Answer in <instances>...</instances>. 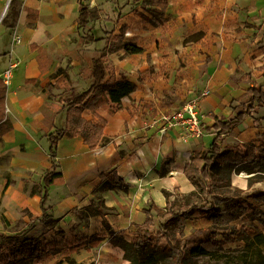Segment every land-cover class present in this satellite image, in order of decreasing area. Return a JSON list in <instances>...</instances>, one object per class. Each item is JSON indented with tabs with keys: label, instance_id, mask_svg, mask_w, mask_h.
Returning a JSON list of instances; mask_svg holds the SVG:
<instances>
[{
	"label": "crops",
	"instance_id": "0c3cea01",
	"mask_svg": "<svg viewBox=\"0 0 264 264\" xmlns=\"http://www.w3.org/2000/svg\"><path fill=\"white\" fill-rule=\"evenodd\" d=\"M141 1L86 0L97 14L89 19L94 36L106 37L109 33L117 36L125 26L123 40L144 49L137 54H126L123 49L108 53L117 78L123 73L136 87L122 98L115 111H108L107 96L98 105L96 111L106 118V125L103 139L95 149L90 150L80 136H63L57 141V171L61 175L45 184L42 174L51 167L45 134L50 130L43 122L42 106L52 105L47 103L45 84L54 83L60 76L50 77V56L45 47L77 29L78 3L21 0L32 16L22 9L15 29L10 31L12 37L21 39L17 43L23 45L20 51L11 43L4 45L9 30L0 23V60L7 57L0 63V77L11 61L16 63L5 93L6 116L12 129L0 134V157H8L6 162H0V214L8 220L13 217L12 196L17 203L28 205L26 217L29 218L28 211L33 216L41 214V195L27 193L25 180L29 173L42 169L38 177L41 192L46 189L47 213L56 220L52 228L36 220L19 238L0 236V255L4 259L10 247L26 238H36L41 243L40 254L32 264H130L123 257V250L110 242L109 230L123 233L129 239L135 236L134 226L144 221L143 210L148 204H154L157 210L164 208V191L187 194L194 190L183 168L191 156L200 154L210 144L211 135L206 127L213 123V115L221 120L232 117L239 109L237 99L249 86H258L263 81L264 0H167L166 21L159 26L136 13L151 17L147 11L150 5L147 2L144 10ZM7 2L0 0V22L6 9L3 13L1 10ZM129 7H135V13ZM114 8L119 15L116 22L112 19ZM94 47L91 42L87 49ZM148 53L153 55L151 64L145 61ZM90 58L87 73L78 70L71 78L72 85L79 89L90 83ZM74 61L79 63L78 58ZM245 73H251V78L231 80V76L237 79ZM57 90L50 92L58 94L60 89ZM205 90L208 93L200 96ZM194 97H199L202 128L198 139L183 142L177 128L162 132L156 126L146 125L150 116L175 110ZM82 116L97 122L88 109ZM220 136L221 149H230L241 156L249 143L264 142V104L233 126L231 133ZM112 169L127 188L93 193L100 174ZM236 187L245 190L247 184L245 188ZM51 190L56 191L55 197ZM53 198L56 203L51 206ZM89 205L94 208L89 221L74 227L76 214L70 210ZM92 236L97 238L94 242L90 241Z\"/></svg>",
	"mask_w": 264,
	"mask_h": 264
},
{
	"label": "trees",
	"instance_id": "16d2710c",
	"mask_svg": "<svg viewBox=\"0 0 264 264\" xmlns=\"http://www.w3.org/2000/svg\"><path fill=\"white\" fill-rule=\"evenodd\" d=\"M78 17L76 20L78 29H85L86 36H79L80 40L93 42L95 44L90 58L89 79L90 83L85 89H79L70 84L67 72L60 73L54 83L45 84L46 93L52 89H60L56 94L55 105L42 106L44 115L43 122L50 130L45 134L48 141L47 155L51 161V167L42 174L44 184L50 183L54 178L59 177L61 172L57 171L56 143L63 136H80L82 142L90 149H95L103 139V130L106 125V118L97 113L98 105L107 96L108 111H115L119 108L123 97L128 96L135 90V84L126 79L123 73L117 78L115 67L108 60V53L123 49L126 54H137L144 49L135 43L124 41L123 33L125 26L120 28V34L115 36L109 33L106 37L94 36L93 27L89 26V19L93 14L86 0H77ZM150 7L147 11L151 17L141 12L138 13L144 20L153 26L165 23L164 11L167 0H148ZM157 6L159 9H153ZM22 9L27 11L28 16H32L30 9L22 6L21 0H9L6 11L1 19V24L9 30L6 35L12 36L15 29L19 13ZM136 11V10H134ZM36 17V15H33ZM11 31V32H10ZM104 41V46L98 48L96 45ZM263 81L256 86H249L245 93L237 99L239 109L227 120H221L213 115V123L206 127L211 135V141L206 150L200 156L193 155L190 161L184 165L183 173L193 184L194 190L187 194L176 193L170 200L172 193L164 191L166 204L157 213L161 221L155 229L153 210L155 205L150 203L144 208V221L135 225V236L127 239L123 233H115L109 230L110 242L123 250V257L130 264H190L189 258L192 256L210 255L222 246L225 242L237 239H245L247 243L239 256L236 264H264V233L261 229L253 225L259 222L264 226V210L259 204H264V191L245 192L244 189L233 186L230 179L223 180L219 177L218 184H210L212 175L218 174L220 169L226 170L229 174L247 171L253 173L248 177L247 188L252 184L264 181V142L258 145L249 143L243 156L230 149H221V133H231L233 126L237 125L246 116L254 113L255 109L264 104V74ZM251 78V73L242 74L239 78L231 76V80H246ZM37 84V80H35ZM6 84L0 77V134H4L12 129L11 122L6 116L5 107ZM88 109L97 118V122L87 120L82 116V112ZM235 108H233L234 110ZM260 136V135H257ZM258 166V173L254 172L252 165ZM126 189L121 177L117 175L115 169L107 174H100V181L92 189L93 193L103 192L109 189ZM198 192L203 194L200 197ZM39 216H33L28 211L30 229L36 220L47 225L52 217L47 213L46 189L40 192ZM194 212H199L211 221V224L197 230V235L191 238L184 237V220ZM101 213V212H99ZM245 218L251 223V230H247L244 225L238 227L233 222ZM1 222H5V217L0 214ZM106 224L105 221H103ZM26 231V230H25ZM21 230L16 234V238L25 233ZM252 234V237L250 238ZM182 237L181 239L178 236ZM220 235L222 240H217ZM97 238L92 236L91 242ZM41 243L36 238H26L10 247L7 258L0 255V264H32L33 259L40 254ZM82 264V263H81ZM93 264V263H88Z\"/></svg>",
	"mask_w": 264,
	"mask_h": 264
},
{
	"label": "rangeland",
	"instance_id": "374dc122",
	"mask_svg": "<svg viewBox=\"0 0 264 264\" xmlns=\"http://www.w3.org/2000/svg\"><path fill=\"white\" fill-rule=\"evenodd\" d=\"M147 0H142L141 1V7L142 9L145 10V7L147 5ZM139 4V3H138ZM138 4H136L138 6ZM128 10L131 12L135 9V7H129ZM115 13L113 15V21L117 18V8H114L113 10ZM108 15L110 12H107ZM135 13V12H134ZM93 16L97 17L96 12L94 11ZM109 31L106 30L104 31L105 34H107ZM76 33V34H75ZM80 34H86V30L84 29H76L73 34L71 33H66V35H62L59 38V41L57 43H52L49 44L45 49H47L48 54L50 56V77H55L58 76L60 73L67 72L69 75V82L72 84L71 78L75 77L77 75L78 70H83L84 73L86 72V69L88 68L89 64V57L92 55V50L87 49V46L90 44V42H87L85 40H78V36ZM14 37L11 35H6L4 37V41L6 42L4 45L7 44V42L10 44V46H13L15 50H19L23 47V45L20 44H13L12 40ZM9 40V41H8ZM59 43V45H58ZM98 48H102L104 46V41L99 42L96 45ZM93 47V46H92ZM9 49V48H8ZM152 56L147 54L145 56V61L148 64H151L152 62ZM7 57L3 58L0 60V63L5 61ZM79 60V63H76L74 60L77 59ZM59 91V89L57 90ZM56 100V94L55 93H49L48 95V101L47 103H51L52 105L55 104ZM203 152L200 154H196L197 156H200ZM8 159L7 155L1 156L0 157V162H6ZM259 165L255 164L252 165L253 171L258 173L257 171ZM42 173V169L39 171H34L32 173H29V177L26 178L25 180V191L27 193L33 194L37 193L39 194L41 192V187L38 181L39 175ZM253 173H248L247 171H241V172H234L232 171L230 174L226 172L224 169H220L218 174H213L212 178L210 180V184L212 185H217L218 184V179L219 177H222L223 180L230 179L231 184L233 186H239L242 185L243 188H245L246 184L248 183V177L252 175ZM6 180L8 182H11V179H9L8 176H6ZM47 186V190L49 189V186ZM264 191V181H259L254 184L250 188L245 189V192H250V191ZM58 192V191H57ZM172 195L170 196V200L173 199L174 195L176 193H179L177 191L175 192H170ZM200 197L203 198V194L199 193ZM51 195L55 197L56 191L51 190ZM55 198L51 199V206H53L56 203ZM11 203L12 206H10L11 212L13 213V217L8 220L5 219L6 221L0 222V236L2 237H16V234L20 232L21 230H26L27 231V226L30 223L29 218L26 217V212H27V204L23 203H17L16 202V197L12 196L11 197ZM260 208L264 210V204H259ZM163 209V208H162ZM162 209H154L153 214H154V221H155V229L157 228V224L162 220L160 216L157 215ZM71 212H74L76 214V222L74 224V227L77 225H82L85 224L86 222L89 221V215H93L94 208L92 205H89L86 208H73L70 210ZM66 213H64L61 217L58 218L62 219L63 216H65ZM56 220L52 219L46 226L49 228H52L55 225ZM211 224V221L208 220L205 216H202L199 212H194L191 214L188 218L184 220V237L185 238H191L194 236H202L197 235V230L199 229H204L208 227ZM233 224H236L238 227L244 225L247 230H251V223H249L248 220H246L244 217L241 218L240 220H237L233 222ZM254 226L257 228L261 229V231L264 233V226L260 224L259 222H254ZM42 231H45L44 229H41ZM25 231V233H26ZM178 236V235H177ZM252 237V234L250 238ZM179 239L182 237L178 236ZM217 240H222V237L220 235L217 236ZM247 243V240L245 239H237L231 242H225L220 246L216 252L211 253L210 255H203V256H192L188 260L190 264H236L239 256L241 255L245 245Z\"/></svg>",
	"mask_w": 264,
	"mask_h": 264
},
{
	"label": "built area",
	"instance_id": "2783aa9c",
	"mask_svg": "<svg viewBox=\"0 0 264 264\" xmlns=\"http://www.w3.org/2000/svg\"><path fill=\"white\" fill-rule=\"evenodd\" d=\"M21 39L15 36L12 40L13 44L20 43ZM15 61H11L8 67L2 73V79L7 85L9 82L12 69L15 67ZM208 91L201 92L200 96H204ZM147 126H156L159 131L165 132L167 129L177 128L179 138L183 142L192 139H198L202 134V128L199 120V97H194L175 110L156 113L150 116L146 121Z\"/></svg>",
	"mask_w": 264,
	"mask_h": 264
},
{
	"label": "bare ground",
	"instance_id": "6f19581e",
	"mask_svg": "<svg viewBox=\"0 0 264 264\" xmlns=\"http://www.w3.org/2000/svg\"><path fill=\"white\" fill-rule=\"evenodd\" d=\"M6 6H7V4L3 6L1 13H3L5 11L4 8L6 9Z\"/></svg>",
	"mask_w": 264,
	"mask_h": 264
},
{
	"label": "water",
	"instance_id": "95a60500",
	"mask_svg": "<svg viewBox=\"0 0 264 264\" xmlns=\"http://www.w3.org/2000/svg\"><path fill=\"white\" fill-rule=\"evenodd\" d=\"M8 3H9V0H8V2H7V6H8Z\"/></svg>",
	"mask_w": 264,
	"mask_h": 264
}]
</instances>
